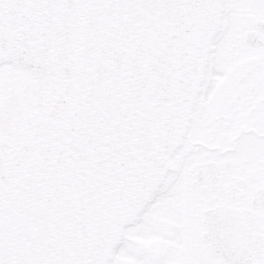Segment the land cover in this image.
I'll return each mask as SVG.
<instances>
[{
  "label": "water",
  "instance_id": "water-1",
  "mask_svg": "<svg viewBox=\"0 0 264 264\" xmlns=\"http://www.w3.org/2000/svg\"><path fill=\"white\" fill-rule=\"evenodd\" d=\"M219 3L0 0V63L32 72L26 103L35 90L0 155V264L106 263L170 168ZM252 218L202 221L239 258Z\"/></svg>",
  "mask_w": 264,
  "mask_h": 264
},
{
  "label": "flooded vegetation",
  "instance_id": "flooded-vegetation-1",
  "mask_svg": "<svg viewBox=\"0 0 264 264\" xmlns=\"http://www.w3.org/2000/svg\"><path fill=\"white\" fill-rule=\"evenodd\" d=\"M210 40L170 168L105 264H264V0H220ZM9 112H0V154ZM215 207L253 216L239 258L232 242L205 234L203 213Z\"/></svg>",
  "mask_w": 264,
  "mask_h": 264
},
{
  "label": "rangeland",
  "instance_id": "rangeland-1",
  "mask_svg": "<svg viewBox=\"0 0 264 264\" xmlns=\"http://www.w3.org/2000/svg\"><path fill=\"white\" fill-rule=\"evenodd\" d=\"M33 78L30 69L21 64L8 62L0 64V112H9L17 116L15 105L25 104L29 95ZM2 109V111H1ZM1 120V117H0ZM1 122V121H0ZM14 124L9 123L10 130Z\"/></svg>",
  "mask_w": 264,
  "mask_h": 264
}]
</instances>
